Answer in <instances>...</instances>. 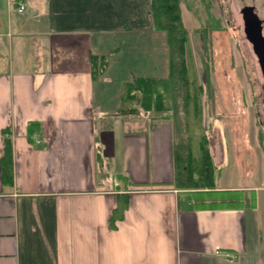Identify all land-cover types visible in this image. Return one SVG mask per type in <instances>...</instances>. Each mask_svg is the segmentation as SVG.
<instances>
[{"label": "crops", "instance_id": "0c3cea01", "mask_svg": "<svg viewBox=\"0 0 264 264\" xmlns=\"http://www.w3.org/2000/svg\"><path fill=\"white\" fill-rule=\"evenodd\" d=\"M181 11L197 69L196 15L183 1ZM169 72L151 0L0 8V264H264V182L219 184L214 163V188L173 183L172 85L163 82L154 103L169 118L120 114L124 82ZM199 80L204 121L209 82ZM7 137L12 180L1 170ZM213 147L220 162L218 134L214 157Z\"/></svg>", "mask_w": 264, "mask_h": 264}, {"label": "rangeland", "instance_id": "374dc122", "mask_svg": "<svg viewBox=\"0 0 264 264\" xmlns=\"http://www.w3.org/2000/svg\"><path fill=\"white\" fill-rule=\"evenodd\" d=\"M8 1L0 0V8L6 9ZM181 1L196 15L195 23L190 24L191 32L199 29L197 39L193 35L196 70L203 83L207 78L210 93L205 101L204 122L210 139L217 143L218 134L222 147L220 162L219 151L216 153L213 147L217 172L222 170L223 174L218 183L261 184L264 182V76L244 32L241 9L255 6L259 17L264 18V0ZM29 11L33 13L36 9L30 8L20 15H29Z\"/></svg>", "mask_w": 264, "mask_h": 264}, {"label": "trees", "instance_id": "16d2710c", "mask_svg": "<svg viewBox=\"0 0 264 264\" xmlns=\"http://www.w3.org/2000/svg\"><path fill=\"white\" fill-rule=\"evenodd\" d=\"M151 19L153 28L167 33L170 51L169 76L167 81L140 77L135 81L124 82L120 93V114H135L142 109L169 118L170 108L155 110L154 103L156 97L162 94L159 86L163 82L172 85L164 89L172 95L177 93L180 103L178 108L176 106L178 110L177 135L173 146V183L185 190L214 188L211 139L203 121L204 87L197 75L188 30L182 18L181 1L151 0ZM93 77H96V73ZM259 135L262 136V133ZM1 170L4 180H12V145L9 137L6 138L4 154L1 157Z\"/></svg>", "mask_w": 264, "mask_h": 264}, {"label": "water", "instance_id": "95a60500", "mask_svg": "<svg viewBox=\"0 0 264 264\" xmlns=\"http://www.w3.org/2000/svg\"><path fill=\"white\" fill-rule=\"evenodd\" d=\"M244 32L251 42L253 50L264 76V18L259 17L255 6H244L241 9Z\"/></svg>", "mask_w": 264, "mask_h": 264}, {"label": "built area", "instance_id": "2783aa9c", "mask_svg": "<svg viewBox=\"0 0 264 264\" xmlns=\"http://www.w3.org/2000/svg\"><path fill=\"white\" fill-rule=\"evenodd\" d=\"M25 9V5L23 3L19 4L18 11H23ZM217 255L233 262L237 259V255L229 250L217 249L215 252Z\"/></svg>", "mask_w": 264, "mask_h": 264}]
</instances>
